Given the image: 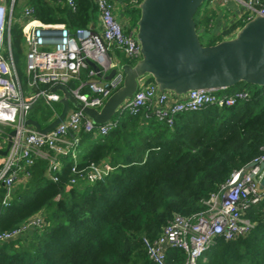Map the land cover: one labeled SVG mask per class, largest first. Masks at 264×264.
<instances>
[{
	"label": "trees",
	"instance_id": "trees-1",
	"mask_svg": "<svg viewBox=\"0 0 264 264\" xmlns=\"http://www.w3.org/2000/svg\"><path fill=\"white\" fill-rule=\"evenodd\" d=\"M74 1V10L66 0H15L14 7L33 6L35 17L43 23L65 24L70 29L95 25L93 1ZM139 1L122 0L135 27ZM204 11L198 9L194 19L196 27L203 24L209 31V17L200 19ZM243 24L235 21L220 35L202 40L203 44H215ZM22 40L20 27L12 24L10 48L19 80L27 90L26 77L18 71L25 54ZM117 54L122 63H131ZM253 86L245 100L178 113L171 125L152 115L146 117V110L138 115L117 112L112 117L116 126L107 134L94 137L81 131L78 144L57 156L58 170L52 169L48 158L38 157L30 178L14 189L7 205H2L4 190L0 187V232L38 213L44 224L0 242V264H155L148 258L143 238L159 236L175 215L189 217L204 210L206 200L234 170L264 154V86ZM231 88L218 92L244 89ZM60 109L58 102L57 113ZM28 118L45 126L53 113L38 101ZM48 155L54 154L49 151ZM103 162L112 170L94 182L72 171V167L81 170ZM72 178L76 182L71 183ZM245 217L252 224L246 234L232 240L218 237L196 264H264V198L251 205ZM166 258L168 264H181L184 254L169 249Z\"/></svg>",
	"mask_w": 264,
	"mask_h": 264
},
{
	"label": "built area",
	"instance_id": "built-area-1",
	"mask_svg": "<svg viewBox=\"0 0 264 264\" xmlns=\"http://www.w3.org/2000/svg\"><path fill=\"white\" fill-rule=\"evenodd\" d=\"M219 1L207 0V4L212 7ZM238 1L243 3L244 11L237 10L239 18L236 21L246 22L255 13L264 16V4L259 0ZM66 2L73 10L76 8L74 0ZM93 2L97 9V23L70 29L65 24L41 22L35 17V8L30 5L23 6L20 15L13 19L15 0H0V142L6 139L2 125L16 129L11 146L0 163V187L4 190L2 205L10 202L18 180L28 181L38 157L48 158L52 169L58 170L60 161L57 156L67 154L70 147L78 144L81 131L95 137L107 134L116 126L112 119L96 125L80 109L72 107L65 118L46 134L24 125L31 108L38 101L52 111L53 117L56 116L54 104L59 102L61 94L50 89L56 84L67 86L72 80L78 82L76 87L69 88L74 96L85 106L100 108L123 80V72L120 64L113 60L112 50L117 49L131 63L140 58L136 27L117 19L114 0ZM14 22L19 24L26 48L27 90L19 80L10 48ZM89 60L98 66L99 71L89 65ZM113 69L114 75L105 81L103 77ZM85 70L89 78L81 80V73ZM149 77L144 75L139 78L138 89L120 106V114L138 115L146 110V117L152 115L171 125L178 113L196 111L206 105L231 106L249 97L245 89L233 93L218 92L224 88L195 89L179 97L167 91L157 94V86ZM69 135L72 140H68ZM49 151L54 155L49 156ZM251 162L254 166L250 169L241 168L232 172L226 183L206 200L204 210L189 217L175 215L162 228L159 236L154 239L144 237L148 258L155 264H168L167 250L178 249L184 254L181 264H196L218 237L232 240L246 234L252 224L245 213L251 205L264 198V185L261 186L264 154ZM111 170L107 162L91 163L81 170L72 167L78 177L88 182L103 179ZM52 179L57 180L56 176ZM76 179L72 178L70 182L74 183ZM43 224V216L38 213L12 230L1 231L0 242L14 240Z\"/></svg>",
	"mask_w": 264,
	"mask_h": 264
},
{
	"label": "water",
	"instance_id": "water-1",
	"mask_svg": "<svg viewBox=\"0 0 264 264\" xmlns=\"http://www.w3.org/2000/svg\"><path fill=\"white\" fill-rule=\"evenodd\" d=\"M205 0H140L135 38L140 46V58L134 63H122L121 85L104 101L100 108L82 104L62 84L50 90L61 94V109L45 126L27 118L24 125L31 126L40 134H46L61 122L70 107L80 109L92 123L104 124L112 119L120 106L131 98L139 86V78L149 75L157 86V94L170 92L175 97L195 89H220L240 82L264 86V16L255 13L233 35L215 44L200 41L194 16ZM89 65L96 71L93 61ZM111 70L103 79H111ZM99 76V73H98ZM16 129L6 135L0 156H6ZM249 162L243 170L250 169ZM261 166H263L261 164ZM264 185V178L261 186Z\"/></svg>",
	"mask_w": 264,
	"mask_h": 264
},
{
	"label": "crops",
	"instance_id": "crops-1",
	"mask_svg": "<svg viewBox=\"0 0 264 264\" xmlns=\"http://www.w3.org/2000/svg\"><path fill=\"white\" fill-rule=\"evenodd\" d=\"M93 1V0H92ZM94 3V2H93ZM122 0H114V6H115V13H116V17L118 20H121L123 22V24H128V22H131V16H127L122 8ZM95 5V4H94ZM23 6H28V5H20L19 8L17 9V15H20V11L21 8ZM96 7V6H95ZM237 6L233 4V2L231 1H226V3H217L216 5H214V9L212 8L211 10H213L214 14L216 15V22L214 24V26L212 27V29H209V31L206 29V26H203L200 29V33L202 32V34L206 37H204L205 39H208L209 37H211L212 35H220V33L224 32L225 30H227V27L229 26V17H232L236 14L237 12ZM96 14H97V9H96ZM96 23H97V15H96ZM95 23V24H96ZM91 25V24H89ZM234 32L232 33H227L226 35H224V37H228L233 35ZM118 50L117 49H113L112 50V58L115 62L119 63L120 65L122 64V62L119 59V55L117 54ZM85 75H88V71L85 70L81 73V78L83 79V77ZM84 80V79H83ZM74 82H77L76 80H72L67 86L68 88L72 89L74 87H71L72 84H74ZM7 129L5 126H1V129ZM5 146V142H0V148L3 149ZM0 163L3 159V157L0 156ZM27 182V181H26ZM24 181V179H20L18 180V182L15 184L14 189L18 188V186L20 185H24L26 183ZM30 232V231H29Z\"/></svg>",
	"mask_w": 264,
	"mask_h": 264
},
{
	"label": "rangeland",
	"instance_id": "rangeland-1",
	"mask_svg": "<svg viewBox=\"0 0 264 264\" xmlns=\"http://www.w3.org/2000/svg\"><path fill=\"white\" fill-rule=\"evenodd\" d=\"M226 1H231V2H233V4H234V6L236 5L237 6V10H239V12H242V11H244L243 10V3L241 2V1H238V0H220L219 1V3H226ZM25 1H22L21 3L22 4H25L24 3ZM218 3V4H219ZM214 9V6H210V4L208 3L207 4V1H204L203 2V4L198 8L199 9V12H202L203 10H205L204 11V13L202 14V18H201V16H200V19L202 20L203 19V16L205 15V16H207V17H209V22H208V26H209V29H212V27L214 26V24H215V22H216V15L214 14V12H213V10H211V9ZM125 14L129 17L130 16V13L128 12V11H126L125 12ZM13 19H15L16 18V16H17V8H15V10H14V13H13ZM237 18H239V16H238V14H235L234 16H232V17H229L228 19H229V21H228V23H229V26L227 27V29L229 28V27H231L232 25V23L234 22V20L236 21L237 20ZM13 24H17V22H14ZM18 25V27H19V24H17ZM205 26V25H204ZM203 27V24H201V25H198L197 26V31H198V34H199V38H200V41L203 43V41L202 40H207V39H205L204 37H206V36H204L203 34H202V32L200 33V29ZM205 43V42H204ZM22 47L24 48V53H25V51H26V48H25V45H24V43H23V40H22ZM18 71H19V73L21 74V76H22V78L23 79H25V76H26V73H25V54H24V58L21 60V62H20V64H18ZM251 85V84H250ZM236 85V86H232V88L231 89H239V88H244V89H246V90H248V91H251V90H253L254 89V86L253 85ZM55 105V110H56V112H57V103H55L54 104ZM8 130H11V128L9 127V126H5ZM5 130V129H4ZM6 131V130H5ZM8 133V131H6V134ZM6 134H5V136H6ZM75 150H76V147L73 149V151L72 152H74V155H75ZM1 160V159H0Z\"/></svg>",
	"mask_w": 264,
	"mask_h": 264
}]
</instances>
